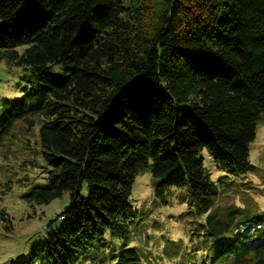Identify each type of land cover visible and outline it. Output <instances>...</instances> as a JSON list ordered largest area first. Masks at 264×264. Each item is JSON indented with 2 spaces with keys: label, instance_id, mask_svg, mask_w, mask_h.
<instances>
[{
  "label": "trees",
  "instance_id": "trees-1",
  "mask_svg": "<svg viewBox=\"0 0 264 264\" xmlns=\"http://www.w3.org/2000/svg\"><path fill=\"white\" fill-rule=\"evenodd\" d=\"M0 61V82L13 78L17 92L0 86V143L18 121H38L27 149L44 166L22 199L69 191L53 226L12 264H139L131 189L140 171L149 169L157 200L176 188L201 215L216 193L202 149L227 171L252 167L264 0H0ZM203 225L215 258L264 264L261 217L233 226L212 212Z\"/></svg>",
  "mask_w": 264,
  "mask_h": 264
},
{
  "label": "rangeland",
  "instance_id": "rangeland-1",
  "mask_svg": "<svg viewBox=\"0 0 264 264\" xmlns=\"http://www.w3.org/2000/svg\"><path fill=\"white\" fill-rule=\"evenodd\" d=\"M1 69H4L3 61H0ZM13 80L6 76L0 86L17 96L16 88L9 87ZM30 118L33 124L27 119L18 121L0 143V209L8 212L10 220L0 224V264H12L24 257L31 244L45 236L69 203V191L48 203H28L22 199V194L36 185L35 174L44 166L40 155L27 149L35 145L38 133L36 117ZM248 147L252 167L240 173L220 167L206 149L199 152L204 170L216 185L214 204L201 215L188 212L176 188L170 189L167 201L157 200L149 169L137 174L131 198L138 218L131 224V232L140 251L139 264H235L231 257L215 258L219 247L204 233L203 224L206 215L212 212L233 226L245 218L264 220V113L257 121L255 137ZM25 159H33L35 165L26 164ZM26 175L31 178L25 180ZM81 187L85 192V181ZM230 236L232 229L226 234L227 238Z\"/></svg>",
  "mask_w": 264,
  "mask_h": 264
}]
</instances>
